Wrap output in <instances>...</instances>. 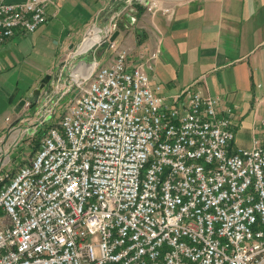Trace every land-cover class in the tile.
Returning a JSON list of instances; mask_svg holds the SVG:
<instances>
[{
    "label": "built area",
    "instance_id": "2783aa9c",
    "mask_svg": "<svg viewBox=\"0 0 264 264\" xmlns=\"http://www.w3.org/2000/svg\"><path fill=\"white\" fill-rule=\"evenodd\" d=\"M52 1L0 0V46L35 33ZM113 33L94 48L115 58L73 70L56 94L55 108L70 97L61 121L30 163L0 175V264H264V141L236 147L220 98L158 95L147 70L159 54L131 67Z\"/></svg>",
    "mask_w": 264,
    "mask_h": 264
},
{
    "label": "crops",
    "instance_id": "0c3cea01",
    "mask_svg": "<svg viewBox=\"0 0 264 264\" xmlns=\"http://www.w3.org/2000/svg\"><path fill=\"white\" fill-rule=\"evenodd\" d=\"M132 1L53 0L47 22L35 33L18 32L0 46L2 54L30 40L34 58L24 55V60L39 74L24 89L14 88L7 103L14 114L8 111L0 120V175H14L30 163L23 149L42 128L46 132L53 125L48 121L34 130L44 112L55 108L51 105L69 73L94 61L104 67L115 58L107 43L79 53L94 32L101 38L111 30L118 33L114 42L128 51L131 67L146 49L157 52L154 70L147 72L167 101L187 89L220 98L221 109L233 112L236 147L252 149L255 139L264 141V0H160L154 14ZM166 9L171 13L165 14ZM14 64L7 72L19 63ZM47 76L49 83L36 93ZM22 100L32 106L20 108Z\"/></svg>",
    "mask_w": 264,
    "mask_h": 264
},
{
    "label": "rangeland",
    "instance_id": "374dc122",
    "mask_svg": "<svg viewBox=\"0 0 264 264\" xmlns=\"http://www.w3.org/2000/svg\"><path fill=\"white\" fill-rule=\"evenodd\" d=\"M103 45L104 44H102L101 46ZM32 49L33 44L29 40L24 42L23 45L21 43L19 47L12 45L7 50H5V52L0 54V120L8 111L10 114H14L7 104L12 91L14 92V88L19 87V89H24L27 86L28 82L30 83V81L36 80L37 77H39L37 69L31 68L29 66V62L26 59L24 60V55L26 57L29 56V59L31 58ZM33 58L34 56L31 59ZM74 61V63L77 65L80 59L76 58ZM10 63H12L13 65H15L14 63L19 64L14 69H11L9 72H7L8 69L12 68L10 67ZM71 73L69 74L71 75ZM17 82L18 86H15ZM30 98L31 95L29 93L25 94V99L29 100ZM69 103L70 97L61 99V101L55 108V114L50 121L51 124L57 125L61 121L64 110L69 105ZM51 106H54V102ZM40 140L41 139L37 134L35 137L30 138V142L26 145L25 149H23V151H26V153H28L29 158L32 159L36 154L39 148Z\"/></svg>",
    "mask_w": 264,
    "mask_h": 264
},
{
    "label": "bare ground",
    "instance_id": "6f19581e",
    "mask_svg": "<svg viewBox=\"0 0 264 264\" xmlns=\"http://www.w3.org/2000/svg\"><path fill=\"white\" fill-rule=\"evenodd\" d=\"M100 40H101V37L99 36V34L94 32L92 37L80 48L79 52H86V51L94 48L97 44H99ZM92 69H93V67L84 68V70H86L88 72ZM81 72H82V70L79 72L76 71L74 74H75V76L78 77L79 73H81Z\"/></svg>",
    "mask_w": 264,
    "mask_h": 264
},
{
    "label": "water",
    "instance_id": "95a60500",
    "mask_svg": "<svg viewBox=\"0 0 264 264\" xmlns=\"http://www.w3.org/2000/svg\"><path fill=\"white\" fill-rule=\"evenodd\" d=\"M117 36H118V33L114 34V35L112 36V38L110 39V42H114L115 39L117 38ZM78 55H80V54H78ZM49 81H50V77L47 76V77L43 80V82H42V84L39 86V88L36 90V93H42L43 90H44V88H45V86L49 83ZM33 95H34V94H33ZM25 103H26V100H22V101L20 102V104H19V107L22 108V107L25 105Z\"/></svg>",
    "mask_w": 264,
    "mask_h": 264
},
{
    "label": "trees",
    "instance_id": "16d2710c",
    "mask_svg": "<svg viewBox=\"0 0 264 264\" xmlns=\"http://www.w3.org/2000/svg\"><path fill=\"white\" fill-rule=\"evenodd\" d=\"M45 133V131L43 130V128L39 131L38 133V137L41 139V137L43 136V134Z\"/></svg>",
    "mask_w": 264,
    "mask_h": 264
}]
</instances>
